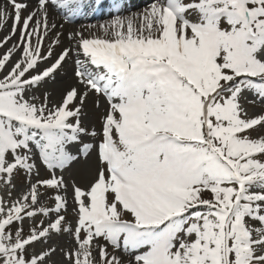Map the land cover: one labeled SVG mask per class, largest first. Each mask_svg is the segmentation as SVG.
Listing matches in <instances>:
<instances>
[{
    "label": "snow or ice",
    "instance_id": "1",
    "mask_svg": "<svg viewBox=\"0 0 264 264\" xmlns=\"http://www.w3.org/2000/svg\"><path fill=\"white\" fill-rule=\"evenodd\" d=\"M51 3L69 19L82 7V0ZM9 4L12 28L0 44L17 30L19 43L0 58V71L22 52L0 76V173L9 183L14 170L31 173L33 145L48 169L64 168L75 159L66 146L81 134L100 136L80 151L95 147L101 166L87 190L73 184L74 230L61 215L67 185L54 171L9 206L0 202V264H45L54 248L27 249L61 232L77 244L64 253L71 264H122L94 245L98 238L128 253V264H264V134L251 135L264 129V114L248 117L240 104L245 90L264 100V0H154L142 13L89 26L99 34L69 32L86 58L75 71L84 91L72 87L51 107L47 94L37 104L25 93L54 78L72 48L27 75L53 57L61 33L45 54L55 29L49 0L26 16L24 0ZM7 18L0 8V26ZM90 92L108 101L99 133L80 123ZM41 188L55 190L54 207L41 204ZM53 214L27 235L22 226L10 230Z\"/></svg>",
    "mask_w": 264,
    "mask_h": 264
},
{
    "label": "rangeland",
    "instance_id": "2",
    "mask_svg": "<svg viewBox=\"0 0 264 264\" xmlns=\"http://www.w3.org/2000/svg\"><path fill=\"white\" fill-rule=\"evenodd\" d=\"M9 19L12 21L11 15H12V8L9 7ZM137 14L139 10H136ZM16 36H11V40L15 39ZM11 47L17 44V41H11ZM10 49V47H7L3 50V54L6 53ZM22 52V48H20V52ZM3 54L0 56L2 58ZM19 59V57L13 56L12 60L10 61L9 68L7 67V71L10 70L13 64ZM7 71L3 72L2 75L6 74ZM45 88V86H44ZM45 94H47V102L50 103L52 100L48 99V93L44 92L39 85L33 86L28 91H26L25 96L27 97H35V101L37 104L42 103L44 101ZM62 94L56 97V102L54 105L59 104L62 101ZM95 99L91 98L90 103H87L83 105L81 116H80V123L81 126L86 128L89 132L92 131L93 128L96 129V131L99 133L102 124V116L104 115L105 111L107 110L105 105L96 106ZM100 104V103H99ZM240 104L243 107L244 111L247 113L248 117H254L256 115L264 114V108H262V103L259 100V97L255 95L250 90H245L243 92V95L240 98ZM106 108V109H105ZM70 122H75L74 118ZM258 134H264V129L257 128L256 131L251 132V135L253 137H256ZM100 136L97 135L96 137H92L91 135H85L81 134L80 140L78 141V144H91L95 146L99 142ZM75 147V146H74ZM73 147V152L75 159L72 162V165L61 174V177L63 180H66L67 182V188L61 191H66L67 194L65 195L67 199V209L61 210V215H64L66 220L65 223L71 224L73 230L75 229L76 220H77V213L73 210L76 205L73 200V184L76 186H79L82 189L87 190V188L91 184V180L93 181L96 177L97 171L99 169L100 162L98 161L97 152L95 150V147H93L90 151H88L87 155L81 156V153L76 152L77 148ZM35 147L33 145V151L30 159V163H34L35 167L32 170L31 173H28L24 169H17L14 170L13 174L11 175V182H8V178L5 174L0 173V202H4V206L7 207L11 203L17 201L20 199V197L25 193L31 183H36L37 180L46 179L49 176L45 175L42 169L40 168L39 163L36 161L34 156ZM9 161L12 160L11 154L8 156ZM92 164V173L90 175L87 174L86 169L87 165ZM41 193H46L44 195H41L40 201L41 204L47 207H54V200L52 197L55 194V190L51 189H40ZM205 198H210V194L205 193ZM54 214L48 218L43 217L41 215H37L34 218H25L23 221V224L20 225L18 223L12 225L10 230L14 231L17 227L23 228L24 234L27 235L31 228L35 225H39L41 221L44 222L46 225L48 222H50V219H54ZM250 223H254L253 221H250ZM258 226V225H257ZM62 234H65L67 236L66 241L61 242V245L59 244V237H63ZM84 233H81V238H83ZM68 239L70 242H68ZM103 244L107 246V250L110 254H115L117 256L121 257L122 264H128L129 259H131L130 255L128 253H125L122 249H113L110 244H108L103 238H98L94 241V245ZM48 245H53L55 252L48 258V260L45 262V264H55L57 260H60L63 258L64 264H71L67 256L64 255L65 252H69L71 250H74L77 247L76 241L72 234L67 232H61L59 234L52 233V235L44 240L42 239L40 242L33 243L30 247H28L27 251L28 253L32 252H39L40 250H44L48 248H51ZM56 254V259L53 258V255ZM93 255L96 257L97 261L99 260L98 250L94 248Z\"/></svg>",
    "mask_w": 264,
    "mask_h": 264
},
{
    "label": "bare ground",
    "instance_id": "3",
    "mask_svg": "<svg viewBox=\"0 0 264 264\" xmlns=\"http://www.w3.org/2000/svg\"><path fill=\"white\" fill-rule=\"evenodd\" d=\"M1 2V0H0ZM3 2V1H2ZM2 6V4L0 3V7ZM67 40V39H66ZM67 41H70V40H67ZM65 48V47H64ZM63 48V49H64ZM74 65H75V62L74 60L72 59ZM10 64L7 63V66H9ZM43 82V86H45V89H46V93L50 94L48 96V99H51L52 101L50 103H48V106L51 107L52 105L55 104L56 100L55 99L56 97L58 98V96L62 93H66L67 90H69L70 88L72 87H75L77 88L78 90H80L81 92L84 91V85L81 84L79 82L78 79H74L73 76L71 77V75H68L67 77L64 75V74H60V75H55L54 78H51L50 80L48 81H42ZM52 91V92H51ZM92 98V96L88 95V98L86 100L87 103H90V99ZM85 102V104H86ZM86 172L88 175H90V173H92V164H88L87 165V169H86ZM64 182H67L66 180H64ZM66 184V183H65ZM61 195H66L67 192L66 191H61L60 192ZM52 235V234H51ZM50 235V236H51ZM63 237H59V244L61 245V242L64 243L63 241H66L65 238H67V236L65 234H62ZM68 242H70V240L68 239ZM50 246L51 248H54L53 245H48ZM48 248V247H47ZM53 258L56 259V254L53 255ZM63 258L60 259V260H57L55 264H64L63 263Z\"/></svg>",
    "mask_w": 264,
    "mask_h": 264
}]
</instances>
